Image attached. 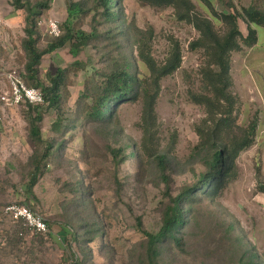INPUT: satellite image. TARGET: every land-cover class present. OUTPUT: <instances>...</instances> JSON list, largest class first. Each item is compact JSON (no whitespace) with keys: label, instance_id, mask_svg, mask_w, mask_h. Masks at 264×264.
<instances>
[{"label":"rangeland","instance_id":"374dc122","mask_svg":"<svg viewBox=\"0 0 264 264\" xmlns=\"http://www.w3.org/2000/svg\"><path fill=\"white\" fill-rule=\"evenodd\" d=\"M48 1L50 9L42 14L40 20L57 18L60 22L70 0ZM1 2L3 8H10V0L8 5ZM193 2L198 12L212 20L215 30L223 33L225 26L207 4L199 0ZM230 3L237 9L252 3L264 9V0H210L216 13L230 11ZM123 8L126 22L133 21L143 32L152 30L148 48L157 63H162L168 56L170 40H177L180 44L181 65L172 74L161 78L155 104L158 151L169 152L171 159L173 156L172 164L164 171L168 180L164 181L154 158L128 155L130 148L137 150L141 143L142 133L137 126L141 100L120 105L109 125L75 124L64 135L52 131L57 114L55 110L48 109L41 123L43 138H54L62 145L58 151L55 148L54 158L48 160L33 194H29L24 184L32 170L30 157L34 150L40 151L41 146L34 147L25 140L26 120L22 111L25 106L13 107L14 114L5 117L8 123L15 125L13 141L8 144L10 154L0 155V264H74L75 259L79 264H137L131 254V250H136L134 254H140L142 250V236L137 232L136 218H141L145 229L157 230L169 195L174 197L192 185L204 170L202 163L196 160L194 145L198 137L194 126L205 117V111L190 98L192 93L201 91L200 70L205 64L203 50L191 48L199 32L192 25L177 20L172 7H154L138 0H123ZM92 16L99 19V24L92 20ZM76 26L88 32L92 26L98 32L105 28L102 19L94 12L78 20ZM22 28L21 25V31ZM257 28L262 44L264 35L260 27ZM39 29V47H44L49 34L44 23L39 25ZM240 29L245 31L242 22ZM19 33L14 34L10 41L11 55L13 48L14 52L18 50L14 41L18 43L23 36V31ZM118 39L120 49L134 63L139 77H148V69L136 55L133 39ZM2 40L6 39L2 37ZM251 48L243 46L231 53V92L238 98L237 133L247 127L254 116L259 115V123L264 119L261 116L264 86L256 84L258 76L264 75V67H255L252 63L258 58L264 59V48ZM115 49L109 41L99 37L77 57L71 56L67 45L45 56L39 68V78L44 82L46 71L54 73L57 68L74 60L85 65L84 70L71 72L68 77V97L62 112L64 126L76 117L74 101L85 81L95 70H106L111 66L108 56ZM17 52L18 59L16 61L14 56L12 60L15 62L10 66L17 67L22 73L25 59L23 53ZM128 143L129 149L118 152ZM252 146L250 151L248 148L240 153L237 178L221 195L214 200L201 199L193 205L191 219L182 229V245H166L162 255L164 264H243L251 253L264 258V205L251 203L257 183L264 181V176L258 171L261 169V147ZM111 149L117 150L116 158ZM121 156L125 159L118 162ZM76 184L81 189L78 194ZM23 202L46 219L47 233H32L22 222L3 212L4 206ZM96 219L101 223L102 235L87 244L91 251L87 262L77 240L84 238L83 229L92 228L91 224ZM254 259L264 264L259 255Z\"/></svg>","mask_w":264,"mask_h":264},{"label":"trees","instance_id":"16d2710c","mask_svg":"<svg viewBox=\"0 0 264 264\" xmlns=\"http://www.w3.org/2000/svg\"><path fill=\"white\" fill-rule=\"evenodd\" d=\"M138 1L154 7H172L177 20L192 25L199 32V37L191 43V48H201L205 57V64L200 70L201 91L192 93L190 97L205 111V117L194 126V132L198 137L194 145L196 160L202 163L204 170L200 172L192 185L183 188L174 197L169 195V201L162 210L160 226L157 230L145 229L141 218H136V229L142 236L141 253L134 254L136 250H131L136 263L164 264L162 255L166 245L177 247L182 245V229L191 219L193 205L201 199L214 200L219 197L227 185L237 178V159L240 153L255 143L259 115L254 116L247 127L236 132L239 127L236 116L238 98L231 92L233 85L231 53L241 50L243 46L252 47L256 44L255 26H264V9L261 6L258 7L256 3L237 9L230 3V11L216 13L210 0H199L207 4L225 26L224 32L220 33L215 30L211 19L196 10L193 0ZM10 7L22 13L23 36L19 38L18 43L16 41L14 43L24 55V72H22L24 81L28 86L39 88L44 97L43 105L30 103L19 105L25 106L22 110L26 120L25 140L27 143L30 141L34 147H42H39L40 151L34 150L30 157L32 170L24 184L25 191L33 194V188L47 166L48 160L54 158L55 148L58 151L62 145V143L58 144L54 138L52 140L43 138L41 123L48 109L55 110L57 114V120L51 126L52 131L64 135L70 129L69 127L73 128L75 124L109 125L120 105L138 100L142 103L140 120L137 123L142 133L141 143L137 150L130 148L128 155L129 157L137 155L139 158L146 155L148 158H154L159 173L162 174L164 181H167L164 171L172 164L173 156L171 159L169 152L160 153L158 151V122L155 104L159 95L161 78L172 74L181 65L182 54L179 42L170 40L168 56L159 64L149 54L148 47L152 30L143 32L133 21L126 22L123 0H70L66 5L62 21L59 22L57 18H53L58 22L61 34L56 37L48 35L49 39L45 46L39 47L41 32L38 23L42 14L50 9L49 1L11 0ZM90 12H94L102 19L105 28L101 32H98L95 26H92L89 32L76 26L77 21ZM92 20L99 24V19L97 20L95 16H92ZM240 22L243 23L245 31L240 29ZM2 35H0V59H2L1 64L7 70L11 62L14 64L15 61L12 60L14 56L17 61L18 50L14 52L13 48L11 55V49L3 46ZM99 37L117 48L110 52L114 55L109 54L108 56L111 66L106 70H95L87 78L83 89L74 101L76 117L64 126L62 112L68 97V77L71 72L77 73L79 70H84L85 65L74 60L65 67L57 68L54 73L46 71L45 82L39 78L40 65L45 56L66 45L71 56L77 57L84 48L92 44L94 39L98 40ZM118 38L129 41L133 39L136 55L148 69V77H139L134 69V63L120 49ZM125 148L129 149V143L118 149V152ZM116 152L117 150L111 149L114 158L117 157ZM124 159L125 156H121L118 162ZM255 189L256 192L264 193V181H259ZM75 191L77 194L80 193L79 184H76ZM22 204L31 209L29 204L25 202ZM44 220L47 223L45 218ZM91 225L92 228L83 229L84 238H75L78 239V245L84 252L87 262L88 253L91 252L87 244L102 235V227L98 219ZM258 255L264 262L260 254L251 253L250 258L243 264H259L260 262L254 259V257L258 258ZM73 263L79 264L80 262L75 259Z\"/></svg>","mask_w":264,"mask_h":264},{"label":"built area","instance_id":"2783aa9c","mask_svg":"<svg viewBox=\"0 0 264 264\" xmlns=\"http://www.w3.org/2000/svg\"><path fill=\"white\" fill-rule=\"evenodd\" d=\"M44 23L45 31L50 36L56 37L61 34L59 24L53 18L40 20L39 25ZM3 25V17L0 12V29ZM6 88L0 92V103L6 107H16L23 103L44 104V97L39 88L28 86L22 73L15 66H9L4 72ZM3 212L10 214L16 221L28 228L32 233L48 232V225L44 218L24 204H8Z\"/></svg>","mask_w":264,"mask_h":264},{"label":"crops","instance_id":"0c3cea01","mask_svg":"<svg viewBox=\"0 0 264 264\" xmlns=\"http://www.w3.org/2000/svg\"><path fill=\"white\" fill-rule=\"evenodd\" d=\"M5 2L8 5V0H0V12L3 17V25L0 29V35H2L3 39L5 40L3 43L4 47H7L9 50L12 48L11 44V37L14 36L16 33H22L21 31V25L23 27V21H22V14L21 12L14 10L13 8H3L2 2ZM11 1V0H10ZM260 27L262 30V34L264 35V26H257ZM255 27L257 32V42L255 45L252 46V50L255 48H264L262 44L259 41V33L258 28ZM19 33V34H20ZM11 36V37H10ZM8 40V41H7ZM262 45V46H260ZM2 59H0V92L6 88V81L4 78V72L6 71L5 67L1 64ZM255 67L263 68L264 67V59H256L252 62ZM262 73V71H261ZM259 82H256L257 86H264V75L262 77L258 76ZM263 82V83H262ZM263 89V88H262ZM14 109L11 107H6L0 103V155H8L10 146L8 145L11 141H13L14 136L12 135V132L15 130V125H13L11 122H7L6 116L13 115ZM261 116L264 118V108L263 112H261ZM2 121V122H1ZM6 121V123H4ZM263 121V122H262ZM261 123L258 125V131L255 137V143L252 147H261L260 148V154H261V173L262 176H264V119H262ZM252 149L251 147L249 148ZM246 152V151H245ZM251 203H257L259 205H264V193L254 192L252 197Z\"/></svg>","mask_w":264,"mask_h":264}]
</instances>
